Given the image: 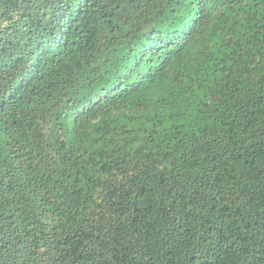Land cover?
Instances as JSON below:
<instances>
[{"label": "trees", "instance_id": "trees-1", "mask_svg": "<svg viewBox=\"0 0 264 264\" xmlns=\"http://www.w3.org/2000/svg\"><path fill=\"white\" fill-rule=\"evenodd\" d=\"M0 264H264V0H0Z\"/></svg>", "mask_w": 264, "mask_h": 264}]
</instances>
